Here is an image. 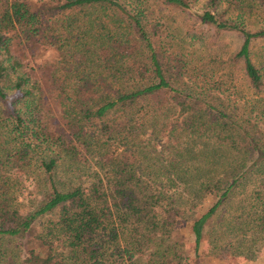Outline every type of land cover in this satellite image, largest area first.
Wrapping results in <instances>:
<instances>
[{"label":"trees","instance_id":"obj_1","mask_svg":"<svg viewBox=\"0 0 264 264\" xmlns=\"http://www.w3.org/2000/svg\"><path fill=\"white\" fill-rule=\"evenodd\" d=\"M152 2L195 0H0V264H205L203 239L264 264V130L243 108L264 26L224 16L264 0H205L197 26L240 38L210 74ZM184 137L210 163L182 166Z\"/></svg>","mask_w":264,"mask_h":264},{"label":"rangeland","instance_id":"obj_2","mask_svg":"<svg viewBox=\"0 0 264 264\" xmlns=\"http://www.w3.org/2000/svg\"><path fill=\"white\" fill-rule=\"evenodd\" d=\"M204 3L205 0H195L191 7L185 10L166 8L156 3L150 4L149 8L152 10V15L161 16V19L164 21V28H167L166 24L168 25V31L174 47L176 46L179 50L186 53L188 60L194 64L196 69L200 68L201 71H205V74H210L215 69H213L211 64H205L208 56L217 54L220 59H226L238 46L240 38L232 32H215V30L212 32V27H208L209 30H206L204 25L197 26L198 19L196 14L205 8ZM219 8L224 9L225 4H220ZM226 10L224 16L240 22V24L242 23L249 28L264 26V10L256 5L247 8L242 4L241 6ZM46 55L51 56V52L48 51ZM250 56L264 75V38H259L252 42ZM239 89L244 93L249 92L241 84ZM246 95L249 97V104H245L243 108L248 112V116L254 114V119L252 120L264 130V108L260 109L264 105V91L257 96L250 93ZM178 149H181L182 154L187 156V160L182 164L184 167H200L211 161V158L208 156L210 154L208 153L210 147L202 145L200 140L189 139L188 137L181 138ZM189 172L188 176L190 179L194 177L193 174H198V172L194 173L191 170ZM262 242H258L254 246V251L256 252L257 250L259 254L264 251L263 245H261ZM200 248L203 250L202 253L206 258L205 264H243L244 258H246L243 255L231 253L233 250L231 245L224 240L218 242L216 248H211L205 239H203ZM27 264H40V261L38 260L34 263L28 262Z\"/></svg>","mask_w":264,"mask_h":264}]
</instances>
